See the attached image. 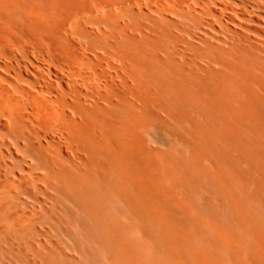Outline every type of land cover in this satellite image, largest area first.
I'll list each match as a JSON object with an SVG mask.
<instances>
[{
    "label": "bare ground",
    "instance_id": "1",
    "mask_svg": "<svg viewBox=\"0 0 264 264\" xmlns=\"http://www.w3.org/2000/svg\"><path fill=\"white\" fill-rule=\"evenodd\" d=\"M200 1L0 0V264H264V0Z\"/></svg>",
    "mask_w": 264,
    "mask_h": 264
},
{
    "label": "rangeland",
    "instance_id": "2",
    "mask_svg": "<svg viewBox=\"0 0 264 264\" xmlns=\"http://www.w3.org/2000/svg\"><path fill=\"white\" fill-rule=\"evenodd\" d=\"M190 2L193 4V5H195V6H197V7H199L200 6V3H201V1L200 0H190ZM182 10L177 6L176 7V9H175V11L173 12L177 17H179V18H181V15H179V12H181ZM187 20H189V19H187Z\"/></svg>",
    "mask_w": 264,
    "mask_h": 264
}]
</instances>
